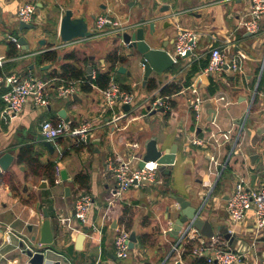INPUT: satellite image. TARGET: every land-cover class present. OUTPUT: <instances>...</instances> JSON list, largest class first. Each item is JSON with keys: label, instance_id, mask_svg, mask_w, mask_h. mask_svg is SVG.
<instances>
[{"label": "crops", "instance_id": "obj_1", "mask_svg": "<svg viewBox=\"0 0 264 264\" xmlns=\"http://www.w3.org/2000/svg\"><path fill=\"white\" fill-rule=\"evenodd\" d=\"M26 2H33L39 7L37 15L41 20L45 16L53 20L52 25L47 24V30H53L59 38L61 16L67 8H71L75 15H86L92 30L96 25L93 15H113L126 27L140 22L142 18L150 20L162 17L157 24L164 22L165 27H173L170 32L160 31L163 34L161 41H168L170 53L174 50L178 31L197 29L203 35L196 56L192 58L194 63L209 61L213 47H224L228 61L240 57L242 63L239 72L224 68L205 78L202 83L204 86L201 84L200 88L204 99L203 110L200 119L196 120L188 93L181 90L170 96L171 111L153 113L148 108L149 97L159 96L161 90L172 82L183 81L192 66L189 65L190 59L180 60L171 70L150 79L144 86V71L142 68L136 71L132 60H119L112 67L109 55L115 49L113 40L112 47L101 48V51L91 48V53H88L86 47L66 49L62 46L63 42L53 43L43 35L46 43L41 48L38 46L39 38H33L28 40L29 50L23 49L22 45L21 48L16 46L19 55L11 57L8 53L12 41L3 30L0 35V56L4 57V63L0 68L10 64L11 71L1 77L13 73L22 77L32 75L44 80L53 79L52 85L55 86L73 81L83 89V84H91L93 90H82V94L76 92L77 98L69 100L54 95L47 107H38L29 100L20 113L9 116L5 113L6 104L2 99V95L8 91L3 92L5 87L9 89V86L5 80L0 81V155L7 151L15 155L9 170L0 174V264H29V257L22 253L20 247L21 237L36 235L39 239L44 221L42 207L49 211L54 236L46 264H202L197 260L202 257L199 239L181 240V234L176 237L168 230L176 214L174 212L173 219H169L171 209L178 206L170 192L185 197L195 206L205 201L203 215L209 217L217 229L222 227L231 231L234 228V232L245 239L254 236V210L247 211L243 221L234 225L227 208L228 198L240 179H244L252 188H260L264 184V133L257 135L255 123L256 120L259 125L264 123V17L259 34L248 33L243 28L241 24L249 16L250 0H163L169 10L162 14L154 10L144 15L143 11L134 14L131 9L133 2L130 0H60L59 13L56 15L50 13L49 9L58 0H0V26L10 24L19 28L17 13ZM126 3L130 4L129 9L125 8ZM6 20V23L3 22ZM85 40L89 41L79 39L74 43ZM152 40L149 38L153 44ZM49 49L58 51L57 61L40 63L38 54ZM127 52L124 50L122 54ZM69 53L75 54L80 67L85 68L84 78L67 80L50 77L54 69H60L61 64L67 61L66 55ZM30 56L34 58L30 59ZM32 62L33 68L30 66ZM181 62L182 65H179ZM46 64H51V67L42 69ZM89 64H92L94 74L92 80L87 77ZM119 64L126 65L132 75L116 72ZM100 72H109L111 80L122 87L127 86L123 88L135 94L134 106L137 111L130 112L118 124L112 123L107 113L100 115L103 88L93 83ZM153 81L157 88L149 90L147 85ZM213 108L215 114L210 112ZM62 109L66 110L71 124L92 120L95 129L90 140L86 139L79 148V144L69 141L68 137L53 140L58 150L54 155H49L37 141V135L42 134L41 124L45 120H65L59 115ZM245 113L249 114L245 124L237 123L236 119ZM199 127L202 130L197 133ZM218 131H231V140L217 146L212 133ZM151 137H156L164 147L178 143L170 185H166L165 177L158 170L157 182L132 187L123 193L109 211L110 217L104 220L110 189L115 186L109 159L129 161L130 143L139 140L145 142ZM194 137L205 143L193 144L191 139ZM143 150L142 146L139 151L142 153ZM240 150L244 153H237ZM23 152L27 153V159L20 160ZM253 155H257L255 161L251 158ZM28 157H39L43 165L53 161L55 183H51L44 167L39 169L38 174L35 173L34 167L37 165ZM223 163L227 165L223 167ZM131 164L133 167L139 166L136 159ZM57 167L60 171L66 170L71 181L63 180L62 176L58 180ZM79 172L89 175L85 188L75 181ZM67 186L70 187V195H66ZM211 190L212 195L208 198ZM81 191H87L95 198L96 204L90 219L98 224L100 230L85 228L88 235L82 249H77L76 241L83 224L78 219H72L70 226L62 224L60 217L72 215ZM115 223L117 227L113 228ZM126 224L130 226L131 232L136 233L137 242L129 257L120 259L115 253V238L117 228ZM7 226L12 229L8 235L4 234ZM145 234L150 235V240L141 246L140 238ZM70 248L74 249L71 254L73 258L68 257ZM245 253L242 264H264L262 256Z\"/></svg>", "mask_w": 264, "mask_h": 264}, {"label": "built area", "instance_id": "obj_2", "mask_svg": "<svg viewBox=\"0 0 264 264\" xmlns=\"http://www.w3.org/2000/svg\"><path fill=\"white\" fill-rule=\"evenodd\" d=\"M249 16L242 21L243 28L251 34H259L261 31V20L264 17V0H250ZM18 20L25 23H33L37 16V5L33 2H26L18 10ZM95 21V36L115 35L118 31L124 30L126 27L120 19L115 18L110 14H101L96 16ZM203 35L202 31L197 29H183L178 31L175 41V47L171 53L174 62L178 63L182 59H190L191 65L196 56V49L199 46V41ZM10 40L21 48L19 38L16 36H9ZM76 42V41H75ZM74 43V42H72ZM68 42H63L62 46L66 47ZM190 52L187 58H183ZM4 63V57L0 56V66ZM242 59L234 57L231 61L227 60L224 47H213L210 51L209 61L206 67L201 69L193 78L188 86H183L180 92L188 93V100L192 109L195 112L196 120L200 119L203 106V96L200 92L201 84L205 78L213 73L220 72L224 68L231 69L235 72L241 71ZM94 76V74H92ZM5 80L9 86L6 93L2 95V99L6 104L5 113L9 116L20 113L25 104L31 100L38 107H47L50 105L54 95L63 99H72L73 94L76 93L77 84L73 81L58 86L52 85L53 79L44 80L35 76L29 75L22 77L17 74H11L4 78L0 76V81ZM102 101L100 115L107 113L112 123L118 124L122 119L126 118L130 112L136 107L135 94L133 91L125 89L118 82L111 80L110 83L101 90ZM224 98V97H222ZM149 110H157L164 107L165 111L172 110V101L170 96L149 97ZM125 104H130L131 109L128 111L124 108ZM121 112V113H119ZM95 129L92 120H86L80 124L73 125L65 120L54 122L45 120L41 124V132L48 140H56L60 137H70L71 140L81 143L86 141L87 137L91 135ZM212 138L217 146L223 142L229 141L232 138L231 131L221 133H212ZM193 144L203 145L205 141L198 137L191 139ZM213 158V157H212ZM214 160V158H213ZM109 167L113 171L115 177V186L110 189L108 197V207L103 215V219L110 217L109 211L114 207L116 200L132 187L139 185L150 184L158 181L159 164L157 161L145 162L140 167H133L131 161H115L113 158L109 159ZM223 163V167L226 166ZM58 180L61 177L60 168H56ZM94 196L87 192L81 191L77 197L74 208L76 213L74 216H61L62 224L71 225L73 217L78 219L83 227L81 232H86L87 227L92 230H100L98 224L90 219V213L95 207ZM227 208L229 211L231 222L237 225L243 221L247 211L254 210L253 228L255 235L260 236L264 234V184L260 188H252L244 179H240L236 185L233 193L227 201ZM2 222L0 221V231ZM168 230H172V226ZM12 229L7 226L4 234L8 235ZM193 232V235L191 234ZM234 232V228L231 230ZM181 240L199 239L200 254L205 257L206 264H242L245 259V252L238 251L231 247L229 242L222 236L217 235L211 238H206L200 235L196 228L185 232V228L181 232ZM131 231L125 226L117 228V235L115 238V253L120 259L129 257Z\"/></svg>", "mask_w": 264, "mask_h": 264}, {"label": "water", "instance_id": "obj_3", "mask_svg": "<svg viewBox=\"0 0 264 264\" xmlns=\"http://www.w3.org/2000/svg\"><path fill=\"white\" fill-rule=\"evenodd\" d=\"M169 10L168 5H164L161 8V13ZM96 15L92 16V19H95ZM162 19L159 17H154L150 20H145L142 18L138 23H132L124 28V30L118 31L115 35H112L113 43L115 49L113 53L120 57H124L127 60H132L134 62L133 66L135 68H142L143 73V85L153 78H156L168 70H171L176 64L174 59L168 50V41H161L163 34L160 33L157 29V21ZM148 25V26H146ZM35 25L33 23H25L23 21L19 22V30L23 31L25 29H32ZM249 33V32H248ZM59 36L62 42L72 43L79 39H91L96 37L95 31L90 29L89 21L86 15H75L74 11L71 8H67L63 15L61 16ZM152 40L153 44L149 41ZM19 42L22 45L23 49L29 50V42L24 35L19 37ZM46 43V39H40L38 41L39 48H41ZM128 50L125 55L122 54V51ZM190 55V52L183 58H187ZM94 59V56L90 57ZM34 65H32L33 68ZM51 67V64L43 65L42 69H48ZM87 77L92 80V64H89L87 67ZM116 72L126 73L128 76L132 75V71L124 64H119L116 68ZM161 82V81H159ZM202 86H204L202 84ZM77 93L73 94V98H77ZM124 108L126 110L131 109L130 104H125ZM149 108V107H148ZM137 109H133V111ZM203 110V106H202ZM164 107H161L155 112H164ZM141 115V112L138 111ZM211 114H215V109L213 108ZM248 113H245L243 116L236 119L237 123H244L248 118ZM60 117L64 118L69 122V117L67 116L66 110L62 109L59 111ZM142 117V115H141ZM256 120V130L257 135L264 133V123L259 125V122ZM202 130L201 127L198 128L197 133ZM91 136L87 137L89 141ZM69 141L70 137L67 138ZM37 141L41 143L42 147L48 152L49 155H54L58 150L55 143L51 140H48L44 137L43 134L37 135ZM254 145V144H252ZM142 146L144 147L143 152L141 153ZM208 146V145H206ZM178 143H173L169 147H164L162 144H159L156 137H151L145 142H131L129 145L130 159L138 160V165L142 167L145 162L157 161L159 164V170L162 172L165 177L164 182L166 185H170L171 175L174 168L175 158L178 153ZM237 153L243 154L244 151L240 150ZM257 155H253L251 158L255 161ZM15 160V155L11 152H5L0 155V174L2 171H7L11 167L12 163ZM61 176L63 180H69L66 170L61 171ZM66 195H70V187L65 188ZM212 191L207 195L211 197ZM170 196L174 199L178 206L171 209L169 219H173V213L176 212L173 225H172V234L178 237L182 234V230L185 228V232L191 231L194 227L196 228L200 235L206 238H211L216 236V234L222 235L233 247L234 249L242 252H251L257 254L264 258V234L257 236L254 235L250 238H243L238 236L235 232H231L228 228H218L213 224L211 219L204 217L203 209L205 207V201L199 206L192 205V202L181 195H176L173 192H170ZM44 221L41 225V235L37 239L36 235L31 236L30 238L21 237L20 247L22 253L29 257V264H46L48 252L50 251V245L53 243L54 236L52 231V224L50 219L49 211L46 207L42 208ZM76 213V209H73L72 216ZM117 223L113 225V228H116ZM31 231L32 226H29ZM181 236V235H180ZM86 234L81 232L76 241V248L82 249V244ZM137 242L136 233L133 231L130 235V248L134 249Z\"/></svg>", "mask_w": 264, "mask_h": 264}, {"label": "trees", "instance_id": "obj_4", "mask_svg": "<svg viewBox=\"0 0 264 264\" xmlns=\"http://www.w3.org/2000/svg\"><path fill=\"white\" fill-rule=\"evenodd\" d=\"M9 56L13 57V56H17L19 55V50L16 47V45L12 42H10V47H9ZM59 57L58 51L56 49H49V50H45L44 52L38 54V59L40 63L49 61V62H53L55 63L57 61ZM88 58H86L87 61ZM109 59L112 61L113 65L117 62V61H124L125 58L124 57H120L118 58L117 55H115L114 53H111L109 55ZM66 62L61 64L60 69H54L51 74L50 77H60V78H64L67 80H74V79H81L84 78L85 76V68L80 67L78 60L76 59L75 54L73 53H69L66 55ZM208 64V60H204L201 63L200 62H193L192 66L187 74V76L183 79V81H178V82H172L168 85H166L162 90H161V96H171L174 93L179 92L183 86H188L191 84L194 75L199 72L201 69H203L204 67H206ZM11 71V66L10 64L4 66L3 68H0V75H6L5 73H10L7 71ZM110 72V71H109ZM106 72V73H98L96 78L93 80V83L97 84L100 88H105L110 80H111V76L110 73ZM83 90L86 91H91L93 90V87L91 86V84H83L82 85ZM125 88H128L127 86H124ZM147 88L149 90H153L155 88H157V85L154 83V81L152 83H149L147 85ZM8 90L7 87H5L3 92H6ZM212 91H214V88L212 89ZM168 112V111H167ZM83 142H79L77 145L79 148L82 145ZM27 153L23 152V154L21 155V159L20 160H25ZM29 160L34 163V165H37L35 168V173H39V169L44 167L45 169V173L49 176L50 181L52 184L55 183V177L53 174V166H54V162L53 161H49L47 162L46 165H43L41 163V160L39 159V157H28ZM52 172V173H51ZM88 180H89V175L88 173L85 172H79L76 174L75 176V181L80 185L81 188H85L88 186ZM43 208V207H42ZM128 230H130V226L128 224H126L125 226ZM148 240H150V235L145 234L144 236H142L140 238V245L144 246ZM188 247V244H187ZM186 247V248H187ZM68 252V257L70 258V256L72 257L71 254H73L72 252H74L73 248H70ZM73 258V257H72ZM73 260V259H72ZM198 261H200L202 264H206V259L204 256H202L201 258L197 259ZM75 262V261H73Z\"/></svg>", "mask_w": 264, "mask_h": 264}, {"label": "rangeland", "instance_id": "obj_5", "mask_svg": "<svg viewBox=\"0 0 264 264\" xmlns=\"http://www.w3.org/2000/svg\"><path fill=\"white\" fill-rule=\"evenodd\" d=\"M79 1H83V0H79ZM130 1L133 2V5H131V9L134 12V14H136L140 11H143L142 14L144 15L146 12L153 13L154 10L157 13H161L160 12L161 7L164 5L163 0H130ZM129 3L125 4L126 9H129V7H130V6H128V5H130ZM59 5H60V0H58V3L51 5L49 12L55 13V15L58 14L59 13ZM38 13H39V7H37V14ZM161 20L162 19H160L159 21H161ZM52 21L53 20L47 16H45V18H43V20H41L40 16L37 15L36 18L33 20V24L35 25L34 28L25 29V30L21 31V30H19L18 27H13L10 24H6L7 25L6 27H3L4 25L0 26V35H1L3 30H5V34L7 36H9V35L10 36H12V35H16V36L24 35L27 40H32L33 38H39V40L44 39V37H42V36L45 35L53 43L54 42L56 44L62 43L61 39L58 36L56 37V35H54L53 30L48 31L49 28L47 30V24L52 25V23H53ZM3 22L6 23L7 20L3 21ZM157 29H158V31L170 32L173 29V27H171V26L165 27L164 22H159L157 24ZM112 40H113L112 35H102V36L91 38V39H89V41L85 40V41L69 44L66 46V49H72L74 47H86L85 50L88 53H89V51L91 53V51H92L91 48L96 49L97 51H99V50L101 51V48L108 49V48L112 47ZM88 42H91V44L89 45ZM38 46H39V44H38ZM34 48H35V46L33 47V49ZM198 48L196 49V51H198ZM29 58L31 59L34 57L30 56ZM32 65H34L33 62L30 64V66H32ZM179 65H182V62L179 63ZM136 71H138V69ZM232 72H233V70H232ZM82 90L83 89L80 86H77V89H76L77 93L81 92V94H82ZM84 100H85V98H84ZM119 113H121V112H119ZM73 219L76 220L75 217H73ZM131 253H132V249H131Z\"/></svg>", "mask_w": 264, "mask_h": 264}]
</instances>
